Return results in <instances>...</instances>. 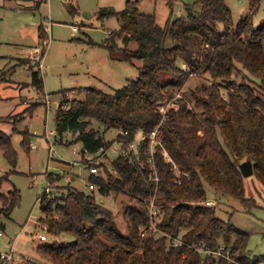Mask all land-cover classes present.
Wrapping results in <instances>:
<instances>
[{
    "label": "trees",
    "instance_id": "16d2710c",
    "mask_svg": "<svg viewBox=\"0 0 264 264\" xmlns=\"http://www.w3.org/2000/svg\"><path fill=\"white\" fill-rule=\"evenodd\" d=\"M138 1L127 0L120 11L112 7L97 11L98 18L115 15L119 20L113 36L120 37L122 46L107 41L109 55L133 65L142 61L137 76L111 93L97 87L74 88L84 98L71 100L67 107L66 90H60L54 129L60 141L72 135L73 141L81 143V153L93 154L109 146L103 135L111 128L126 132L129 139L137 132L146 137L157 128L152 156L157 181L149 177L143 152L138 160L118 157L113 161L119 175L113 183L93 179L100 193L127 190L139 199L124 212L125 235L111 225L110 213L92 194L70 192L68 206L55 201L59 199L42 200L46 232L51 239L67 240L41 244L36 251L50 264H231L191 247L216 249L222 244V254L234 264L264 261V255L250 258L248 232L218 218L206 204L207 192L212 190L246 207L251 205L238 169V163L246 159L251 160L253 176L264 187V16L257 26L252 17L261 0H247L250 13L236 24L225 0H193L197 10L186 3L187 14L167 19L163 26L154 13L140 12ZM166 4L171 13L173 0ZM37 33L40 40H46L41 25ZM130 41L136 44L133 49L127 47ZM30 69L31 85L39 93L43 78L39 69ZM201 74L211 82L195 86L188 98L183 96L190 77ZM174 94L183 99L176 109L169 107L162 113L160 101ZM22 133V145L28 148L29 135ZM163 149L172 162L164 159ZM0 150L8 161L16 162L10 135L2 131ZM141 160L144 166L139 165ZM2 183L0 179V187ZM7 193H0L2 228L1 219L9 218L20 197L16 188ZM154 195L161 214L156 227L166 236L141 235L139 227L146 229L150 222L148 203ZM170 236L185 244H170Z\"/></svg>",
    "mask_w": 264,
    "mask_h": 264
},
{
    "label": "rangeland",
    "instance_id": "374dc122",
    "mask_svg": "<svg viewBox=\"0 0 264 264\" xmlns=\"http://www.w3.org/2000/svg\"><path fill=\"white\" fill-rule=\"evenodd\" d=\"M126 1L0 0V131L10 135L12 147L17 152L16 162L12 164L0 150V179L3 182L0 193L9 195L7 192L16 188L20 195L9 218L1 219L0 252L12 249V259L2 261V264H50L36 251L37 247L50 242L60 243L67 237L50 238L40 203L42 200L52 203L49 200L59 199L55 201L68 206L70 192L92 194L95 201L110 213L111 225L125 235L124 212L131 204L140 202L139 199L127 190L100 193L93 180L97 178L110 184L118 179L119 175L112 166L116 158L127 157L131 162L138 160L143 152L146 158L144 165L148 164L150 169L149 177L157 181L156 168L152 163L157 146V128L142 138L137 132L133 139H129L126 132L111 128L103 135L109 146L93 154L81 153V143L73 141L74 136L63 137L60 141L55 135L54 117L61 101L60 90H66L67 107L71 100L84 98L83 92L74 88L97 87L111 93L124 86L126 79L137 76V66H141L142 61H134L133 65L113 60L109 55L107 41L114 40L122 46L120 37L113 36L119 29V20L115 15L98 18L97 14L100 8L112 7L120 11ZM192 1L173 0L171 13L167 0H139L137 5L142 13H154L156 22L163 26L167 19L173 21L186 15V3L197 10L198 6ZM225 2L231 10L234 24L250 13L247 0ZM263 16L264 0H261L259 9L252 16L254 26L259 25ZM39 25L46 32L45 43L44 39L38 38ZM135 46L134 41L127 44L129 49ZM30 68L39 69L43 78V88L39 93L31 85ZM210 82L208 75H192L183 87L182 95L188 98L195 86ZM180 99L183 97L179 94L164 98L159 109L162 113L169 107L176 109ZM22 132L26 137L29 135L28 148L22 145ZM48 132H51L50 136ZM139 140L142 142L138 145ZM49 145L54 149L51 159L48 156ZM162 156L172 162L164 149ZM142 164L143 161H139V165L144 166ZM92 166L97 167L96 174L90 173ZM172 169L179 173L175 164ZM141 177L144 178L143 175ZM89 184H93V188H89ZM243 186L251 204L248 207L235 198L212 190L206 196L218 218L230 221L250 234L247 249L253 259L264 255V187L253 175L243 177ZM154 198L155 195L148 203V227H139L142 236H161L164 233L156 227L161 214ZM39 234H45L47 241H39L36 237Z\"/></svg>",
    "mask_w": 264,
    "mask_h": 264
},
{
    "label": "built area",
    "instance_id": "2783aa9c",
    "mask_svg": "<svg viewBox=\"0 0 264 264\" xmlns=\"http://www.w3.org/2000/svg\"><path fill=\"white\" fill-rule=\"evenodd\" d=\"M50 135H51V132H48V136H50ZM47 140H48V138H47ZM53 150H54L53 146L49 145V147H48V156H49L50 159L53 157ZM89 171H90L91 174H96L97 173V167L96 166H92V167L89 168ZM88 186H89V188H93L92 184H89ZM206 204L210 205V201L207 200ZM0 235H1V232H0ZM163 235H165V233H163ZM36 237L41 242H46L47 241V237H46L45 234H39ZM168 240H169L170 244H172L174 246L184 245L185 244L182 239L176 238V237H171L170 236V237H168ZM191 247L194 248L195 250H197L199 253H201L203 255H211V256H214L216 259L218 257H222V258L227 259L229 262H231V264H234V261L228 255L222 254L221 251L224 248V246L222 244H220L216 249H209V248L205 249V248H202V247L197 246V245H192ZM11 253H12V249L10 247V250L8 252H4V253L0 252V256L3 259V261L5 262V261H8V260L12 259V254ZM256 264H264V261H259Z\"/></svg>",
    "mask_w": 264,
    "mask_h": 264
},
{
    "label": "water",
    "instance_id": "95a60500",
    "mask_svg": "<svg viewBox=\"0 0 264 264\" xmlns=\"http://www.w3.org/2000/svg\"><path fill=\"white\" fill-rule=\"evenodd\" d=\"M238 169L243 177H249L253 175L252 162L249 159L243 160L238 163Z\"/></svg>",
    "mask_w": 264,
    "mask_h": 264
},
{
    "label": "crops",
    "instance_id": "0c3cea01",
    "mask_svg": "<svg viewBox=\"0 0 264 264\" xmlns=\"http://www.w3.org/2000/svg\"><path fill=\"white\" fill-rule=\"evenodd\" d=\"M45 42V40L43 41V43Z\"/></svg>",
    "mask_w": 264,
    "mask_h": 264
}]
</instances>
